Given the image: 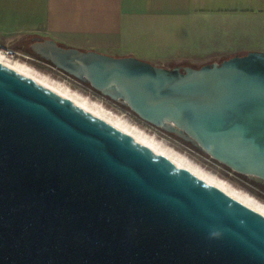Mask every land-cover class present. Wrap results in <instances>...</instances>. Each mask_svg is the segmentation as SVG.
Returning a JSON list of instances; mask_svg holds the SVG:
<instances>
[{
	"label": "water",
	"instance_id": "95a60500",
	"mask_svg": "<svg viewBox=\"0 0 264 264\" xmlns=\"http://www.w3.org/2000/svg\"><path fill=\"white\" fill-rule=\"evenodd\" d=\"M32 49L264 182V50L154 63ZM0 264H264V213L0 60Z\"/></svg>",
	"mask_w": 264,
	"mask_h": 264
},
{
	"label": "crops",
	"instance_id": "0c3cea01",
	"mask_svg": "<svg viewBox=\"0 0 264 264\" xmlns=\"http://www.w3.org/2000/svg\"><path fill=\"white\" fill-rule=\"evenodd\" d=\"M35 35L167 66H200L264 50V0H0V41L33 54Z\"/></svg>",
	"mask_w": 264,
	"mask_h": 264
},
{
	"label": "rangeland",
	"instance_id": "374dc122",
	"mask_svg": "<svg viewBox=\"0 0 264 264\" xmlns=\"http://www.w3.org/2000/svg\"><path fill=\"white\" fill-rule=\"evenodd\" d=\"M30 49L32 48L29 47V50ZM18 59L27 61L36 69H38V71L47 74L52 79L67 84L73 91H77L88 96L92 100L100 102L104 107L139 126L146 133L155 137V139L160 140L165 145L185 154L192 162L201 166L205 171L217 176L219 179L224 180L235 188L251 194L257 200L264 203V182H258L249 175L233 170L226 164L212 157L202 148L178 137L177 135L163 129L162 127L142 119L128 106L122 104L121 102L115 101L108 96H103L100 92L93 91L87 86L79 83V81H77L74 77L68 76L67 73L57 68L51 61L42 57L40 58L33 54H29V57L20 56ZM175 64L177 63L170 65L172 66Z\"/></svg>",
	"mask_w": 264,
	"mask_h": 264
},
{
	"label": "bare ground",
	"instance_id": "6f19581e",
	"mask_svg": "<svg viewBox=\"0 0 264 264\" xmlns=\"http://www.w3.org/2000/svg\"><path fill=\"white\" fill-rule=\"evenodd\" d=\"M0 60L13 66L14 68L20 70L23 73L36 78L37 80L50 86L56 91L64 94L65 96L75 100L85 108L105 118L109 122L125 130L126 132L136 136L147 145L151 146L152 148L158 150L162 154L174 160L176 163L196 172L198 175L202 176L209 182L221 187L222 189L226 190L233 196L239 198L243 202L253 206L254 208L264 213V203L257 200L254 196H252L251 194L245 191L235 188L234 186L225 182L224 180L219 179L217 176L212 175L209 172L205 171L201 166L192 162L185 154L176 151L174 148L165 145L160 140L155 139V137L146 133L139 126L133 124L126 118H123L122 116L115 114L113 111L104 107L100 102L96 100H92L88 96L83 95L77 91H73L67 84L52 79L47 74L38 71V69H36L27 61L18 58L17 59L9 58L1 50H0Z\"/></svg>",
	"mask_w": 264,
	"mask_h": 264
},
{
	"label": "built area",
	"instance_id": "2783aa9c",
	"mask_svg": "<svg viewBox=\"0 0 264 264\" xmlns=\"http://www.w3.org/2000/svg\"><path fill=\"white\" fill-rule=\"evenodd\" d=\"M0 50H1L6 56H8L9 58H12V59H17V58H19L20 56L29 57V54H25V53L21 52L20 50L14 48V47H11V46H9V45H7V44H5V43H2L1 41H0ZM56 67H57V66H56ZM57 68H58V67H57ZM59 69H60V68H59ZM62 71H63V70H62ZM63 72H65V71H63ZM65 73H67V72H65ZM67 74H68V76H70V77H74L77 81H79V83H81V84L87 86V87L90 88L91 90L96 91V92H100L99 90H97L96 88H94L93 86H91L90 84H88V83H86V82H84V81L78 79L77 77H75V76H73V75H71V74H69V73H67ZM100 93H101V92H100ZM101 94H102V93H101ZM102 95H103V94H102ZM103 96H105V95H103Z\"/></svg>",
	"mask_w": 264,
	"mask_h": 264
},
{
	"label": "trees",
	"instance_id": "16d2710c",
	"mask_svg": "<svg viewBox=\"0 0 264 264\" xmlns=\"http://www.w3.org/2000/svg\"><path fill=\"white\" fill-rule=\"evenodd\" d=\"M31 53H33V55H35V56H38V57H40L38 54H36L34 51H33V49H30L29 50ZM41 58V57H40ZM89 84V83H88ZM259 182V181H258Z\"/></svg>",
	"mask_w": 264,
	"mask_h": 264
}]
</instances>
